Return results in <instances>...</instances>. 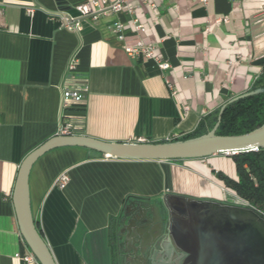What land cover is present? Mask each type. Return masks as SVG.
<instances>
[{
	"label": "crops",
	"instance_id": "obj_1",
	"mask_svg": "<svg viewBox=\"0 0 264 264\" xmlns=\"http://www.w3.org/2000/svg\"><path fill=\"white\" fill-rule=\"evenodd\" d=\"M84 1L0 0V264H40L23 259L31 249L13 194L23 160L59 134L62 119L74 134L109 142L174 141L250 91L264 70V0H153L157 12L146 0H132L168 69L125 51L111 27L124 22L126 42L134 43L129 14L84 19L79 33L66 29L63 14L79 17L76 6ZM75 52L72 82L89 90L64 113L62 86ZM223 154L127 160L79 146L53 149L30 173L38 229L57 264H121L117 228L127 203L179 193L227 201L215 197L214 187L234 195L214 171L238 176L235 164L231 172L216 167L233 161ZM62 173L69 176L64 188L57 184Z\"/></svg>",
	"mask_w": 264,
	"mask_h": 264
},
{
	"label": "water",
	"instance_id": "obj_2",
	"mask_svg": "<svg viewBox=\"0 0 264 264\" xmlns=\"http://www.w3.org/2000/svg\"><path fill=\"white\" fill-rule=\"evenodd\" d=\"M260 93H264V87L232 98L220 108L213 129L191 139L109 142L83 134H57L30 152L20 166L13 201L21 234L40 264H57L38 229L32 208L30 173L40 157L68 146L127 160H192L218 153L256 151L264 148V124L238 135H220L217 130L228 103ZM158 199L167 221L164 230L156 235L155 212L160 210L156 202L130 201L125 206L116 239L121 264H174V251L184 252V264H264V217L254 209L180 193L165 194ZM157 253L161 263L157 262Z\"/></svg>",
	"mask_w": 264,
	"mask_h": 264
},
{
	"label": "built area",
	"instance_id": "obj_3",
	"mask_svg": "<svg viewBox=\"0 0 264 264\" xmlns=\"http://www.w3.org/2000/svg\"><path fill=\"white\" fill-rule=\"evenodd\" d=\"M198 3L207 5L210 0H197ZM145 6H151L155 12L158 11V5L153 0H146ZM77 10L80 13L79 17H74L69 13L63 14L62 18L64 20V26L69 31L78 32L81 29L80 21L84 19H89L91 21H98L104 16H111L117 13H126L132 17V25L136 34V39L134 43L129 44L126 41V30L127 25L118 20L112 24L111 30L118 37L119 40L124 41L126 44L124 46L125 51L130 56H139L144 55L147 59L153 60L161 69H168L170 67L169 62H167L161 53L156 52L157 44L148 39L145 34L147 32L146 26L140 21L139 15L136 13V8L132 4V0H86L83 3H80L76 6ZM28 12L32 13L33 9H28ZM261 17L264 16V10H262ZM225 21H228V17L224 18ZM78 53L75 52L69 58L67 62L66 72H65V83L62 86V111L65 113L66 110H69L76 105L80 104L79 102L85 97L88 93L89 86L87 84H77L72 82V76L78 67ZM176 95V91H174ZM185 111H190V106H184ZM59 134L70 135L74 134L73 124L62 119V123L59 128ZM143 142L142 140H140ZM228 155H233L235 153H227ZM58 185L61 188H64L69 182V176L66 173H62L58 177ZM227 191L232 192L234 195V202L227 201L233 204H239L242 206H248L254 209L261 217H264V209H260L250 202L240 198L232 189L225 188ZM20 255L18 254V257ZM23 259L27 262H33L36 260V256L31 253H26L23 256ZM38 260V259H37Z\"/></svg>",
	"mask_w": 264,
	"mask_h": 264
},
{
	"label": "trees",
	"instance_id": "obj_4",
	"mask_svg": "<svg viewBox=\"0 0 264 264\" xmlns=\"http://www.w3.org/2000/svg\"><path fill=\"white\" fill-rule=\"evenodd\" d=\"M260 87H264V70L253 84L252 89ZM219 112L220 109L203 118L194 132L181 139H191V137L211 131L218 121ZM263 124L264 93H260L228 103L217 133L220 135L244 134ZM231 158L236 167L238 180L229 177L222 171H214V174L240 198L264 209V148H259L256 151L238 152L231 155Z\"/></svg>",
	"mask_w": 264,
	"mask_h": 264
},
{
	"label": "flooded vegetation",
	"instance_id": "obj_5",
	"mask_svg": "<svg viewBox=\"0 0 264 264\" xmlns=\"http://www.w3.org/2000/svg\"><path fill=\"white\" fill-rule=\"evenodd\" d=\"M160 197V196H158ZM158 197L156 198H151V199H146V198H141L139 200H135L136 202H139V201H147L149 203H157L159 206H160V210L156 213V223H155V228H156V231H155V235L156 233H161L162 230H164L165 228V225H166V217H165V213L160 205V201L158 199ZM192 198V197H190ZM199 199H210V198H199ZM210 200H213V199H210ZM171 217L173 219H175L176 215L172 213ZM152 235V233H151ZM152 237H154V235H152ZM156 259H157V262L161 263V260L159 259V254L157 253L155 255ZM172 258H173V263L174 264H184V260H185V254L184 252H180V251H174L173 254H172Z\"/></svg>",
	"mask_w": 264,
	"mask_h": 264
},
{
	"label": "rangeland",
	"instance_id": "obj_6",
	"mask_svg": "<svg viewBox=\"0 0 264 264\" xmlns=\"http://www.w3.org/2000/svg\"><path fill=\"white\" fill-rule=\"evenodd\" d=\"M222 156H226L228 158L231 157L228 154H223ZM218 163L216 165H219V166H216V167H219L218 169L224 170L225 172H231L232 168L234 169V164H233V161L231 160H222V161H219ZM213 189H214L215 197L218 199H223V197L225 196V193L219 190L217 187H214Z\"/></svg>",
	"mask_w": 264,
	"mask_h": 264
},
{
	"label": "bare ground",
	"instance_id": "obj_7",
	"mask_svg": "<svg viewBox=\"0 0 264 264\" xmlns=\"http://www.w3.org/2000/svg\"><path fill=\"white\" fill-rule=\"evenodd\" d=\"M223 192L226 194V196H224V199H226L227 201H233L234 202V196H231L229 193H226L224 188H223Z\"/></svg>",
	"mask_w": 264,
	"mask_h": 264
}]
</instances>
